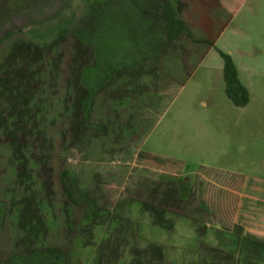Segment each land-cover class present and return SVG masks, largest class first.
<instances>
[{
	"label": "rangeland",
	"instance_id": "374dc122",
	"mask_svg": "<svg viewBox=\"0 0 264 264\" xmlns=\"http://www.w3.org/2000/svg\"><path fill=\"white\" fill-rule=\"evenodd\" d=\"M233 1L235 18L217 41V47L209 51L208 59L201 61L207 54L206 46L185 43L187 69L202 62L199 69L179 90L171 83L161 85L162 99L154 100V108L146 113L148 121L156 118L157 109L168 105L178 92L148 136L129 146L114 141L103 145L96 133L103 110L116 101L115 95L107 94L108 89L95 96L87 128L79 129L84 119L79 107L86 96L79 77L85 69L94 67L95 58L75 33L83 27L89 8L107 0L60 3L44 18L43 25L29 22L16 32L24 36L19 40L29 43L34 53L44 51L45 45L65 28L67 19L73 33L54 40L52 57L56 68L49 79L33 83L30 72L19 70L25 67V60L17 65L10 62L25 51L20 44L11 46L4 60L5 50L18 37L0 47V72H7L4 77H8L9 88L5 92H10V96L1 98L0 110L14 105L16 100L27 102L22 106L25 113H0V215L2 210L5 213L0 216V264H44L39 258L47 248L61 250L69 264L236 263L239 255L227 254L221 246L228 242L222 240L225 235H242L240 196L259 191V196L264 197V0ZM178 2L179 16L196 39L203 37L204 24L229 19L226 9L220 6L213 10L208 0ZM226 4L230 5L228 0ZM153 10L148 7L146 11ZM125 16L127 13L122 14L119 8L105 20L107 27L100 24L102 33L115 38L125 36ZM95 19L98 28L100 16ZM39 25L43 29L37 31L35 27ZM93 31L97 32L95 28ZM219 51L230 55L240 72V80L250 95L246 108L233 105L225 94L223 78H218L212 68L223 62ZM43 56L48 58L46 53ZM37 59L32 56L31 64ZM26 67H30L28 63ZM22 115L25 121L18 122L11 131L9 121ZM36 121L41 122V127L34 125ZM77 129L79 138L75 135ZM101 136L111 138V134ZM19 149L24 151L28 173L34 175L36 192L18 177L23 173ZM141 155L169 164H156ZM62 169L78 177L77 206L63 193L59 179ZM196 173L199 175H193ZM182 179L186 184L182 182L180 186V198L187 197L190 185L193 197L179 204L172 199L174 194H169L165 207L189 217L166 216L175 220L173 228L152 225L148 210L128 205L141 201L160 207L165 192L151 194V187ZM84 195L86 198H82ZM90 204L109 214L97 222L100 224L96 230L83 226ZM200 204L207 206L208 214ZM24 205L30 211L37 210L34 217L29 216L41 228L33 237L28 236L21 221ZM247 212L246 220L251 223L248 227L253 228L258 211ZM26 259L32 261L24 262Z\"/></svg>",
	"mask_w": 264,
	"mask_h": 264
},
{
	"label": "trees",
	"instance_id": "16d2710c",
	"mask_svg": "<svg viewBox=\"0 0 264 264\" xmlns=\"http://www.w3.org/2000/svg\"><path fill=\"white\" fill-rule=\"evenodd\" d=\"M107 1V3L102 5L97 4L89 8L83 27L77 33L79 42L90 47L95 58L94 67L85 69L79 77L82 88L86 92V96L83 98L81 106L79 107L83 109L84 113V119L81 120L79 129L82 128L86 130L87 128L86 121L88 122L90 120L89 117L93 112L95 96L108 89L109 92L107 94L115 95L116 101L114 103L111 102L106 106L105 110H103L104 114L102 115V119L96 124V133L100 135V142L103 145H106L107 142L114 141V143L118 145L127 143L129 146L130 144H135L141 139H144L158 121L159 116L166 110L168 105L160 106L157 109L156 118L150 121L146 118V113H148L149 109L154 108V100L158 99V101H161L162 99L163 92L162 89H160L162 88L161 85L171 83L175 85L177 89H180L191 78L194 69L199 64L193 65V67L191 66L192 68L187 69L189 66L187 64L188 54L187 51L184 50L185 43L191 42L194 45H203L206 46L208 50L215 48L220 36L231 24L234 11L231 12L229 19L224 23L213 21L204 24L203 37L196 39L191 27L179 16L178 0H174V2L172 0H153L154 4L151 7L154 9L153 12H144L147 21L150 22L146 21L144 23L132 24L128 21L126 22L128 28L127 34L125 36L123 34L121 38H119L120 36L115 38L114 36L108 35V32H105V34L102 33L103 30L100 24H106L105 26L107 27V21L105 22V20H107L109 16L114 14L115 11H118L119 8L122 14H124V12L126 13L127 10L124 8V0ZM208 1L213 10L220 6L225 9V0ZM244 1L246 0H242V2ZM117 7H119L118 10L116 9ZM157 12H159V15H157ZM95 14L96 16L99 15L101 19V23L99 22V26H97L98 28H96V23H94L96 22ZM122 25L124 24L122 23ZM94 28L99 33L94 32ZM99 28H101V30H98ZM64 35L66 34H61L54 40L62 39ZM54 40L45 50L42 49L44 51L36 50L33 54L38 58L36 61H38L39 64L40 57L42 56L41 52H46L48 55L47 62L51 66L50 72H48L49 75L54 74L56 68L54 67L55 59L53 57L51 59L54 48L56 47ZM219 54L224 64L226 96L234 106L238 108L246 107L250 102V95L247 88L239 79L238 69L233 58L221 51H219ZM203 59L204 57L201 61ZM36 72L39 76V69H37ZM29 74L33 75L32 72ZM0 75L3 77L0 80L1 100V98H5L6 94L10 96V92H5L9 88V86H7L9 83L7 81L8 77H4L7 75V72H0ZM37 78L39 80V77ZM21 102L22 100H16L14 105L11 104L9 108H4L2 112L0 110V113L4 115L6 114L3 112L21 111L25 113L26 110L24 111L22 106L27 104V102H25V104ZM39 105H35L38 110L40 108ZM1 116L2 115H0V119H3V116ZM23 117H25V115L9 121V123H11L9 129L13 131L18 122L22 124L25 121ZM34 125L39 128V126L41 127V122L36 121ZM79 133L77 129L75 133L77 138H79ZM101 134H111V138L107 140L102 137ZM19 151L18 153L20 156L18 160H20L19 165L23 169V173L19 174L18 177L21 179L23 178L22 182L28 183L31 191L36 192L35 189H33L34 175L30 172L28 173L24 151H21V149H19ZM141 156L142 159L151 160L156 164L166 165L168 163L156 157ZM59 179L62 184L64 195L71 204L77 206V198H79L80 195V193H78V177L69 169H62ZM182 182L186 184L185 179H182L179 182L168 181L167 185L157 183L156 186L151 187V194H155L159 192V190L165 192L160 207H153L141 201H132L129 202L128 205H138L143 210H148L147 212L151 218L152 225L161 227L162 229L173 228L175 220L168 217L166 219V216L175 215L181 217L183 215L165 207L167 205L166 201L169 199V194H174L172 199H175V202L179 204L189 202V197L193 194L190 185L192 182H190L188 183L190 185L188 198L186 200L180 198V186L183 184ZM82 198H86V196L84 195ZM32 204L34 205V202H32ZM89 206L90 209L87 210L86 217L83 220V226L92 227L96 230V227L100 224H97V222H101L102 218L109 214L97 211L94 205L90 204ZM126 206L124 205L125 208H127ZM118 209H120V207H118ZM33 212H37V210L30 211V209L24 205V209L22 213H20L22 224H24L29 237H33L41 230L40 224L30 219L31 216L34 217L32 215ZM4 214L2 210V215L0 216ZM183 217L189 218L187 216ZM114 224L118 226L117 222H114ZM241 233V236L234 234L225 235L222 240H228V242L221 246L225 250L224 252L232 256L239 255L236 258L235 264H264V240L251 234L243 233V229L240 230V234ZM39 259H42L44 264H69L66 255L56 248H47L43 253V257ZM15 260L19 261L18 258H15ZM23 261L31 262L32 260L26 259Z\"/></svg>",
	"mask_w": 264,
	"mask_h": 264
},
{
	"label": "flooded vegetation",
	"instance_id": "af4514ba",
	"mask_svg": "<svg viewBox=\"0 0 264 264\" xmlns=\"http://www.w3.org/2000/svg\"><path fill=\"white\" fill-rule=\"evenodd\" d=\"M63 2L68 3L69 0H0V47L6 41L18 37L16 41H14L11 45H9L8 48L5 50L4 60L8 55L7 53L8 50L11 48V46H14V44L15 45L20 44L23 47H25V51L17 54L14 57L13 61L11 60L10 62L17 65L18 62L21 61L22 59L23 61L25 60L24 62L25 67H22L19 70L23 69L25 70V72H30V73L32 72L33 75H31V78L34 79L33 83L35 82L39 83L40 81H44L47 78L49 79L50 75L48 72H50L51 66L47 62L48 58L43 56L46 52H41L42 56L40 57L39 64L38 61H35L33 64H31L30 59L32 58V56H35L33 55L34 52L31 50L29 43L19 40L21 39V37L24 38V36L19 33L16 34V32L20 29V27L24 26L25 24H30L29 22L35 23L36 25L42 22L41 25H43L44 18L48 17L53 11V9L57 7L58 4ZM64 24H65V28H63L62 31L58 32L54 37V39H57V37H59L61 34L64 33L65 34L73 33L72 30L69 28L67 19H65ZM41 25L35 27L37 31L38 29H43L42 28L43 26ZM2 32L5 33V36L1 34ZM75 34L76 37L78 38L77 33ZM47 46L48 45H45L44 50ZM27 63L30 66L29 68L26 67ZM6 65L8 66V64ZM0 67H3L1 63H0ZM17 67L18 66H16V68ZM37 69H39V76L37 75L36 72ZM8 72L11 74L10 71ZM37 77H39V80Z\"/></svg>",
	"mask_w": 264,
	"mask_h": 264
},
{
	"label": "crops",
	"instance_id": "0c3cea01",
	"mask_svg": "<svg viewBox=\"0 0 264 264\" xmlns=\"http://www.w3.org/2000/svg\"><path fill=\"white\" fill-rule=\"evenodd\" d=\"M174 2V0H172ZM242 1V0H241ZM125 4H124V7L125 9L127 10L126 13H127V16L126 17V22H130L132 24H136V23H144L147 21L146 19V15L145 13L148 12L146 11L148 7H152L153 6V0H124ZM227 2V1H226ZM228 2L230 3V5L226 4L225 5V9L226 11L231 14V12L234 11V4L232 5L233 2H236V1H233V0H228ZM180 8V7H179ZM146 9V10H145ZM145 10V11H144ZM145 12V13H144ZM157 15H159V12H157ZM235 16L233 17L232 21H231V24L234 20ZM147 22H150V21H147ZM231 24L229 26H231ZM228 29V28H227ZM227 29L222 33V35L220 36L219 40L222 38V36L225 34V32L227 31ZM134 32H137V31H134ZM218 40V41H219ZM217 46H215L216 48ZM215 48H212V49H215ZM211 52V49L207 51V54L206 56L204 57V59L202 60V62L206 59H208L207 56H209L208 53ZM220 55V54H219ZM200 62L196 68L194 69L193 73L197 70L198 67H200V64L202 63ZM214 69V71H217L218 73V78H223L224 80V64L223 62L215 67H212ZM199 69V68H198ZM240 74L239 70H238V75ZM193 75V74H192ZM192 77V76H191ZM239 79H240V75H239ZM241 81V80H240ZM242 83V82H241ZM243 84V83H242ZM179 90V89H178ZM177 90V92H178ZM248 90V89H247ZM176 92V93H177ZM175 93V95H176ZM226 94V93H225ZM174 95V96H175ZM174 96L172 97L171 101L169 102L166 110H164V112L161 114V116H159L158 118V121L160 120V118L162 117V115H164V113L167 111L168 107L170 106ZM250 104V102H249ZM248 104V105H249ZM247 105V106H248ZM246 106V107H247ZM244 107V108H246ZM157 121V122H158ZM156 122V123H157ZM156 125V124H155ZM154 125V126H155ZM153 129V128H152ZM150 133V132H149ZM148 136V135H147ZM146 136V137H147ZM145 137V138H146ZM144 138V139H145ZM144 141V140H143ZM169 164V162L167 163ZM174 165V164H172ZM176 166V165H174ZM200 173V172H199ZM199 173H196V174H193V175H199ZM256 195H246V194H241L240 196V199H241V202L239 205V208L241 210L240 212V220H241V224L242 225V229L244 231H247L249 233H253L255 236H257L258 238L264 240V197H261L259 196V191L258 192H255ZM189 196V193L187 195L186 198H182L181 199H184L186 200ZM193 197V194L191 195V197H189L190 199ZM203 206V210H205L206 212L209 211V209L207 208L206 205H203V204H200ZM253 207H252V206ZM251 209H254V210H257L258 213V217H254L253 220H254V223H252V226H254L253 228H249L248 225L251 224L248 220H246V218L248 217V210H251ZM208 214V212H207ZM195 222V221H194ZM193 223V221H192Z\"/></svg>",
	"mask_w": 264,
	"mask_h": 264
}]
</instances>
